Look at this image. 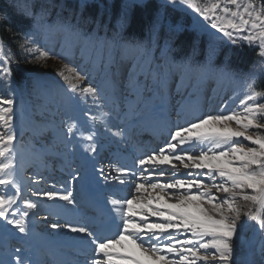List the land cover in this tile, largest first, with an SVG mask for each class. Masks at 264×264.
<instances>
[{
  "label": "snow or ice",
  "instance_id": "snow-or-ice-1",
  "mask_svg": "<svg viewBox=\"0 0 264 264\" xmlns=\"http://www.w3.org/2000/svg\"><path fill=\"white\" fill-rule=\"evenodd\" d=\"M87 3L88 0H81V12L77 15L82 14ZM144 3L145 0H127L112 37L104 41L105 47L136 48L145 55L150 51V45L127 42L123 37L130 10ZM24 5L21 14L32 21V27L22 35L20 48L34 61L55 56L38 39L51 33L99 42L95 33L82 31L78 23L73 24L60 13L50 20V0H45L39 11L34 10V0H24ZM176 5H186L198 13L211 29L221 34L219 40L227 38L232 44L255 48L260 61L244 74L228 69V57L223 67H216L218 45L213 44L206 62L196 67L219 73L239 85L242 96L236 106L223 104L215 112L197 108L190 115L177 112L183 123H173L168 128L162 145L135 157L131 165L117 162L114 174L105 175L101 168L105 182L112 180L122 186L120 191L129 194L106 197L107 209L91 219L49 225L77 238L79 258L75 264H237L234 242L248 228L260 236L264 255V89L256 87L264 76V0L259 5L256 0H215L203 5L198 0H164L161 6ZM5 20L7 16H0V23ZM95 23L97 28L101 27L98 20ZM159 26L157 18L149 28L153 38ZM12 63V57L0 44V81L7 88L12 84ZM172 63L193 66L190 58ZM58 75L63 81L58 90L64 100L65 116L55 127L50 149L96 154L101 129L117 142L127 138L128 130L111 122L115 104L109 108L102 103L106 99L103 90L90 82L88 72L65 64ZM36 88L51 90L40 81L33 82V89ZM159 90L163 97L162 80ZM14 97V92L0 95V222L5 229L11 226L22 237H30L35 217L40 215V198L61 201L62 207L71 206L72 210L78 207V201L70 189L59 192L29 187L31 196L37 199L24 195L17 147L23 140L17 130L18 101ZM89 103L95 106V112L85 110ZM80 115L86 119L81 120ZM165 120L166 117H160V121ZM31 148L37 158L48 151L34 145ZM168 176L175 178L165 179ZM40 179L28 177V185ZM76 179L73 174L67 183ZM242 216L247 217L243 223ZM0 264L41 262L28 256L21 244L14 245L6 257L0 256Z\"/></svg>",
  "mask_w": 264,
  "mask_h": 264
},
{
  "label": "rangeland",
  "instance_id": "rangeland-1",
  "mask_svg": "<svg viewBox=\"0 0 264 264\" xmlns=\"http://www.w3.org/2000/svg\"><path fill=\"white\" fill-rule=\"evenodd\" d=\"M9 1H15L16 4L22 6L23 8L25 7L24 0ZM36 1L38 0H34V5L36 4ZM52 1L55 2L54 0ZM115 1L121 3L122 12L127 0H88L87 5L96 4L99 5L103 11H106ZM149 1L150 0H145L144 4ZM157 1L160 5V26L163 30L167 31V35L161 38V34L158 31V34L154 38L150 36V39L147 38L146 40H136L123 36L127 42L138 43L144 45L145 47L150 45V51L146 55L138 51L136 48L124 49L115 46L105 47L104 41L110 40L114 31L108 29V27L113 24V20H109V22H107L106 28H95V30L91 31L89 29V22H83V25H80L79 21L73 22V13L69 12L64 18L70 20L73 24L78 23L82 31L95 33L99 42L94 41L89 43L78 41L71 34L67 33H51L47 38L38 37L39 43L43 45L44 48H47L50 52L55 53L53 58L47 60L51 61L53 65L55 64V66L58 67V71L55 73L56 76L54 77L51 72L49 74L50 80L42 83L46 84L48 88L51 89L50 91L45 88L33 89L34 81H40L49 76L45 77L41 75L38 77L35 75L31 77L32 81L25 84L27 89L24 90H19V87L13 80L11 88L5 87L4 83L0 81V95H12L14 92V98L18 101L16 109V124L17 130L23 140V143L17 146L20 152V179L27 180L28 177L42 178L39 180L40 183L44 176L48 175L47 173L49 170L52 169L51 172L52 174L54 173L53 176L56 177L58 175L57 177L61 183L71 181L73 174H75L77 179L71 184L67 183V189H70L71 191L73 189L79 190L80 187L85 186L87 192L92 196L91 192L99 188L95 180L97 173L95 172L93 166V163L96 160L95 154H90L82 150H77L69 154L67 152L62 153L49 148L55 140V127L65 116L63 107L64 100L61 92L58 90L59 85L63 83L58 73L64 69L65 64L77 66L88 72L91 77L90 82L94 83L103 90L106 99L102 103H107L108 107L112 108L113 96L117 91L114 75L118 70L120 62H124V66H127L128 62H130V78L125 85L128 88L127 95L129 97V103L127 106L122 105L121 109L127 107L134 108L135 116L133 118V123H140L151 117V115L155 112V108L153 107L157 102L156 99L158 96L160 80L163 81V87L165 88V107L162 114H165L166 117L168 116L172 124L183 123V121L179 120L175 115L176 111L169 109V105L176 98H179V100L181 99L179 112L182 111L185 115H190L197 108L205 112L206 108L211 107L210 109L213 111L209 112H215L219 110L223 104H227L230 108H234L236 106V102L242 96L239 85L219 73L209 72L196 67L206 62L207 55H205V58H198L199 60H191V64L193 66L188 68L181 66L179 63H172V61L182 62L187 60L176 57L175 52H172L174 39L181 34L179 31H181L184 27L179 26L176 28L170 26L166 22L167 16H171L172 18L175 17L178 22L181 23L184 22V18H187L190 25L189 28L192 29L196 36V43L203 42L205 44L206 54L210 51L214 43L218 45V55L214 60L216 67H223L225 65V60L222 63L220 61L221 53H231L230 56H224L229 59L233 55L232 52H234L231 50L232 48H241L245 46H247V48L253 47L248 45L241 46L240 44H232L227 40V38L219 40L218 38L221 34L216 33L215 30L211 29L210 26H208V22L203 21L202 18L199 17L198 13H196L193 9L188 8L186 5L162 7L161 5L164 4V0ZM211 2H215V0H198V3L202 5ZM256 3L259 5L260 0H256ZM79 4L81 5V0H79ZM58 8L59 9H57V11L64 10L63 7ZM56 57L64 58L60 59ZM227 66L230 71L239 73L238 71L233 70L229 65ZM174 83L176 84L175 92L172 91V85ZM170 91L172 92L170 93ZM80 107L85 108L84 105H81ZM92 107L95 106L89 103L85 110L91 109ZM80 119L85 120L86 117L80 115ZM42 130L45 131L41 134ZM32 145H34L37 149L46 148L48 151L40 158H37L32 151ZM78 158L85 160L86 162L84 163L89 167L88 170H85L84 168V174H81L78 169L76 170L75 163L78 162ZM65 160L70 162L72 170H70L69 167L64 168ZM41 167L42 170H40ZM181 174H183L182 169ZM39 175L40 177H37ZM174 178V176H168L165 179L172 180ZM29 187L31 190H35V188L32 189L31 186ZM29 187L27 188L28 191ZM29 193L24 195L33 200L37 199L36 197L31 196V191H29ZM99 193L101 195L102 191L97 192V194ZM39 203L41 207L39 209L40 215L38 216L40 217L46 216L48 210L55 213L58 211L52 203H50L53 206L51 207V205L47 203V200L43 203L39 199ZM246 219L247 217L242 216L241 223H243ZM249 223L252 222L249 221ZM252 231L254 230L250 228L245 229L241 239L234 242V254L237 264H243V262L247 260V254L249 255V259L247 261H249L250 264H264V255H262L261 252V238L255 231L250 237L249 234H251ZM3 232H7V235L10 234L8 236L4 234V237L6 238L3 240V242H5V240L11 238L12 244L10 250L14 245H21L19 244V241H28L31 244H34L31 236L22 237L15 231V229H12L11 226H8L7 229H5L3 222H0V237ZM249 239H251L250 244H248ZM61 248L64 247L60 245L59 249L61 250ZM70 249L71 248L68 250ZM52 251L57 253L55 250ZM41 264L48 263L43 262Z\"/></svg>",
  "mask_w": 264,
  "mask_h": 264
},
{
  "label": "bare ground",
  "instance_id": "bare-ground-1",
  "mask_svg": "<svg viewBox=\"0 0 264 264\" xmlns=\"http://www.w3.org/2000/svg\"><path fill=\"white\" fill-rule=\"evenodd\" d=\"M130 65V62H128L127 66H124V62H120L118 70L114 75L117 91L113 96V103L111 102L112 105L115 104V107L113 109V114L110 117L112 124L119 125L120 127L126 128L128 130V136L126 139L117 142L115 139L109 137L108 134L104 133L101 129L98 137L99 143L97 146V153L95 154L96 160L93 163L94 170L97 173V177H95V180L97 186L99 187L97 190L93 191L94 196H91L87 192L85 186L80 187L79 190L73 189V196L78 201V207L74 210L71 209V206H68L67 208L62 207L61 205H63V202L61 201L47 200V203H52L55 206L56 210H58L57 213L48 210L46 215L47 219H44L45 216L35 217L34 230L31 235L34 244H31L29 242V246L27 242L19 241V244H23L27 255L34 260H38L41 263L47 262L48 264H60L59 262H64L66 264H75L76 260L79 258V252L77 250V238L74 236V234L69 233L66 230H53L51 227H49V225L51 223L63 224L65 221L72 222L81 220L82 218L91 219L93 216H97L101 211L99 201L105 200V209H107L108 205L106 203V197L111 198L113 195L123 197L128 195V192L120 191L119 189L122 186H119L114 181L109 180L105 182L99 170L103 168L105 170V175H107L109 172H112L114 174V165H116L117 162L131 165L135 157L140 156L145 151H150L159 147L165 142L164 138L168 136V128L172 127L173 124L170 122L168 116L166 117L165 114H162V111L165 107L164 87L163 97L161 96L160 90L158 91V96L156 99L157 102L153 107L155 108V112L146 120H143L140 123H133V118L135 116L134 108L127 107L121 109L122 105L127 106L129 103V97L127 95L128 88L125 85L130 78ZM175 90L176 84L174 83L172 85V91L175 92ZM172 91H170V93ZM180 104L181 99L179 100V98H176L169 105V109L175 110L176 112H174L176 115V113L180 111ZM210 108L211 107L206 108L205 112L213 111ZM91 110L92 112H95L96 108L92 107ZM162 116L166 117L165 121H160V117ZM84 162L86 161L78 158V162L75 163L76 170L78 169L81 174H84L85 170L89 169L88 165H86ZM64 163V168L69 167L70 170H72V165L69 161L65 160ZM40 170H42V167ZM51 170L52 169L49 170L50 173L46 172L48 175H45L40 183L38 182L34 185H31L32 189L35 188V190L40 189L42 191H65L68 184L65 182L61 183L59 178L57 177L58 175L54 177V173L52 174ZM37 177H40V175ZM21 180L25 188L24 194L29 193L27 189L29 187L28 180ZM98 191H102L101 198V192L97 195ZM40 200L43 203H45L46 201V199L44 198H40ZM52 204H50L51 207H53ZM4 238L6 237H4L3 232V234L1 233L0 237V256L6 257L12 243L11 238H8V240H5V242H3ZM58 244L66 249L59 250V253L55 254V252H53L52 250H55L57 252V247L60 246ZM67 248L71 249L68 250Z\"/></svg>",
  "mask_w": 264,
  "mask_h": 264
},
{
  "label": "trees",
  "instance_id": "trees-1",
  "mask_svg": "<svg viewBox=\"0 0 264 264\" xmlns=\"http://www.w3.org/2000/svg\"><path fill=\"white\" fill-rule=\"evenodd\" d=\"M53 7H51L50 20L56 19V14L60 13L63 17H66L69 12L73 13V22L79 21L80 25L83 22H89V29L91 31L97 28L95 23L99 21L101 29L106 28L107 22L113 20V24L108 27L109 30H115L117 20L121 14V3L115 1L109 9L103 11L99 5L90 4L83 7L82 14L77 15L81 12V7L79 0H50ZM15 2V1H14ZM11 2L9 0H0V16H7V20L0 23V44L3 45L5 51L12 57L13 63L11 65L13 69L12 80L20 89H27L25 84L32 81L33 76L38 77L49 76L40 80L41 83L50 80V73L52 72L54 77L55 73L58 71V67L53 65L49 60L34 61L31 57L20 48V40L24 33L28 32L32 27V21L28 19L25 15L21 14L22 6L16 4V2ZM45 0H38L34 5V10L39 11L41 4ZM55 3V4H53ZM58 7H63L64 10L57 11ZM160 5L157 0H150L143 6L137 5L130 10V22L123 31V36L128 38H133L136 40H146L149 37V28L154 20L161 17L159 15ZM165 20V19H164ZM166 22L172 26L178 28L184 27L179 31L181 34L174 39L172 52H175V56L181 59L199 60L198 58H205L206 47L203 42L196 43V36L192 29H190L189 21L184 18V22H178L177 18H172L167 16ZM159 32L161 38L167 35V31L163 30L159 26ZM195 49V52L193 51ZM197 49V50H196ZM231 50L234 52L231 58L228 59L227 65H229L233 70L238 71L241 74L248 73L254 69V66L258 64L259 56L255 48L245 47H234ZM231 53H221L220 61L221 63L225 60L224 56H230ZM39 74V75H38ZM256 87L264 89V76H261L256 83ZM29 90V89H28Z\"/></svg>",
  "mask_w": 264,
  "mask_h": 264
},
{
  "label": "water",
  "instance_id": "water-1",
  "mask_svg": "<svg viewBox=\"0 0 264 264\" xmlns=\"http://www.w3.org/2000/svg\"><path fill=\"white\" fill-rule=\"evenodd\" d=\"M253 233H254V231H252L251 234H249L250 237L253 235ZM250 240H251V239H249V243H250ZM249 243H248V244H249ZM248 257H249V255L247 254V259H248Z\"/></svg>",
  "mask_w": 264,
  "mask_h": 264
}]
</instances>
